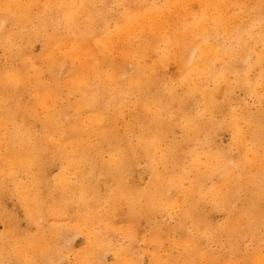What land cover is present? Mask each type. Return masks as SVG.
Segmentation results:
<instances>
[{
	"label": "bare ground",
	"instance_id": "obj_1",
	"mask_svg": "<svg viewBox=\"0 0 264 264\" xmlns=\"http://www.w3.org/2000/svg\"><path fill=\"white\" fill-rule=\"evenodd\" d=\"M1 129L0 198L81 221L71 264L143 263L111 222L125 203L131 223L155 218L146 244L175 248L148 264L215 261L205 241L220 264H264V0H0ZM5 216L0 264H61L57 226L17 239Z\"/></svg>",
	"mask_w": 264,
	"mask_h": 264
},
{
	"label": "rangeland",
	"instance_id": "obj_2",
	"mask_svg": "<svg viewBox=\"0 0 264 264\" xmlns=\"http://www.w3.org/2000/svg\"><path fill=\"white\" fill-rule=\"evenodd\" d=\"M41 53H42V44L41 42L38 41L34 45L33 54L35 56H38ZM1 55H2V52H1ZM130 66L131 64H127V63L125 65L126 68H130ZM167 70H168L167 73L169 75H174L177 72V67L175 64H170ZM44 77L43 79H45ZM236 94L239 97L244 96L243 93H241L240 91H236ZM25 97L26 99H29L28 95H26ZM247 101L250 102L251 100L247 99ZM39 111H41V109H39ZM152 116L154 115L152 114ZM131 118H132V113L130 111L125 113L124 115L125 120H129ZM122 123H123L122 120L118 122L117 127H116L118 130H120V128L122 127ZM3 131L4 129H1L0 132L3 133ZM175 136L179 138L180 132L177 131L175 133ZM216 140L219 143V145H221L222 147H228L229 141H230L229 131L226 129L221 130L219 132V135L216 137ZM48 170H50L49 176H53L57 172V169L55 168V166L51 167L49 165ZM147 179L148 177L145 176L144 179H141V183L144 185ZM263 207H264V204H263ZM7 212L11 213L12 223L15 222L16 225L20 229L21 233L19 235H14L15 237L17 236V239L19 238L21 239L26 236H33L37 234L39 231L38 225H41V224L44 229L50 228L51 225L57 226L56 229L59 230L60 233L57 235L56 246H57V249H59L60 251L61 250L63 251V257H62L63 260L61 259L60 261L61 264L73 263L75 256L82 255V253L86 249L87 240L85 238V233L81 230V226H80L81 221H80V225H78L79 224L78 221L77 222L72 221L68 218L67 219H58V218L47 219L44 216H40L38 213L35 212L37 223H34L29 219L26 208L20 204L18 199L12 195H6L0 198V233L6 230L7 224L9 223V221L7 220V217L5 216ZM128 212H129V207H128V204L125 203L120 207L121 214L112 217L111 222L115 226H120V225H125V224L131 225V227L129 228V232L131 233V236L134 237L133 241L135 245L134 247L135 251L138 252L139 256L141 257L143 256V260H144L143 263L137 261V264H148V255L144 253V249L148 250V247H150L151 249H158L164 255H166L167 252H170L171 250L174 251L175 248L170 247L169 238H167L164 235H162L164 238L162 239L161 241L162 243L160 245H155L152 243L146 244L144 242V239L148 236L150 237L152 235V232H154L155 230V227H154L155 218L150 219V221H148L145 217L141 216L131 223V221L128 218H126ZM208 217H209L211 224H217L223 220L224 213L221 211L208 210ZM165 220L169 224L175 223L174 220L169 219V218H165ZM109 233H111L110 238L115 236L113 239L115 240V242H118L117 239L120 238V237H116L118 234L115 233L114 235V233L110 231ZM181 235H183L182 232H180L179 236ZM0 242H1V239H0ZM239 242L243 247L244 246L243 241L239 240ZM205 245H206V241L201 244V247L208 249V250L213 249L214 251H218V253L216 252L217 253L216 260L208 261L206 264L223 263L225 256L221 255V253H223V251L227 252V249L225 247H219L212 243H210L208 246H205ZM105 258H106L105 260L106 263L108 264L111 263L113 261L112 253L105 252ZM238 258H239L238 259L239 262L243 261L242 258L240 257ZM232 260H237V258H232ZM230 261L231 259H227L226 263L230 264ZM131 263H127V264H131ZM5 264H19V263L16 261H7ZM185 264H187V262ZM196 264H201L199 259L196 261Z\"/></svg>",
	"mask_w": 264,
	"mask_h": 264
}]
</instances>
